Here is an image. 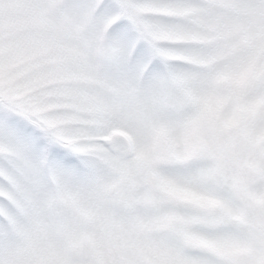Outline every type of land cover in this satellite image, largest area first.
<instances>
[{
	"label": "snow or ice",
	"instance_id": "obj_1",
	"mask_svg": "<svg viewBox=\"0 0 264 264\" xmlns=\"http://www.w3.org/2000/svg\"><path fill=\"white\" fill-rule=\"evenodd\" d=\"M0 264H264V0H0Z\"/></svg>",
	"mask_w": 264,
	"mask_h": 264
}]
</instances>
